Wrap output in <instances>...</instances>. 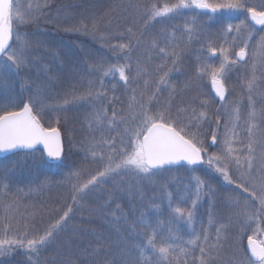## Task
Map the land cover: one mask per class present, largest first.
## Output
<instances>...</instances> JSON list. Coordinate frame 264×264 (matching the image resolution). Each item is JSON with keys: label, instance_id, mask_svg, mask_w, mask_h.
Here are the masks:
<instances>
[{"label": "trees", "instance_id": "trees-1", "mask_svg": "<svg viewBox=\"0 0 264 264\" xmlns=\"http://www.w3.org/2000/svg\"><path fill=\"white\" fill-rule=\"evenodd\" d=\"M240 1L245 7H250L257 6L260 0H250V3L248 0ZM177 2L14 0V4H19V11L26 22L23 25L14 23L12 47L18 48L20 41L26 42V63L18 70L1 65L0 85L8 86L9 95L0 97L3 104L0 114L3 110H17L30 103L46 127H58L62 131L65 151L63 161L56 164L47 162L41 149L0 157V239H31L52 230V236L38 250L12 246L0 255V264H129V261L137 260L143 264V256L137 245L144 247V233L148 229L141 226L142 219L126 205L128 194H122L123 197L117 195L118 191L131 189L134 179L124 181L123 187H119L118 180L124 177L114 179L110 175L101 179L96 186L89 185L81 193L75 191V186L86 184L103 171L101 157L111 151L109 142L119 152L121 138L125 140L124 135H127L126 130L138 126L136 122L139 116L135 114L130 101L133 93L142 96L138 81H147L148 88L143 95L152 103L150 114L154 115L152 111L156 114V109L160 108L157 102L161 103L163 108L159 112L176 119L177 123L173 126L178 130L198 123L199 127L188 126L186 130L198 133V138L203 142L212 133L204 130L203 121L193 119L197 118V111L198 114L203 111L211 115L207 124H216L217 119L219 123H230L231 117H234L232 111L222 108V105L233 96L242 100L251 95L246 88L248 84L243 83L244 74L237 68H234V76L226 80L228 94L223 101L216 98L208 81L198 76V70L206 67L207 59H216L210 48L219 52L227 45L225 43L228 42H223L226 23L245 20L247 13L244 11L235 17L233 14L227 17L226 10L212 13L191 7L168 16L150 18L152 4L162 8L165 4L171 6ZM187 18L190 22H187ZM247 25L256 30L248 17ZM188 29L192 31L189 33ZM119 45L128 47L121 50ZM228 46H232L231 42ZM161 48L165 49L163 53ZM173 51L178 53V59L171 55ZM173 59H176L174 64ZM113 65L117 68L131 66L130 71L125 70L128 77L126 83L120 79L118 71L104 75ZM141 65L149 73H142ZM165 73L166 84L160 82ZM256 88L260 97H255ZM252 95L263 120L259 103L264 98V86L261 90L258 86L252 88ZM14 104H18V107H14ZM242 107L240 122L244 130L236 136L241 150L247 140L255 136L249 124L252 110L245 105ZM114 111L115 119L112 116ZM109 120H113L111 126ZM93 152L97 153L95 157ZM216 153L217 156L220 154ZM193 168L206 169L200 171L201 180L209 182L211 187H218V201L214 200L217 207L231 203V200L233 203L244 198V195L251 196L252 189L246 183L244 186L249 188L250 194L243 193L237 187L242 180L235 177L233 170L227 169V172L235 184L225 181L215 167L207 164L160 170L150 175L149 182L146 179L148 175H142L148 186L144 184V189L148 192L162 190L163 175L167 183L174 173L184 175L188 180L187 172ZM60 170L63 175L59 178ZM210 170L213 175H210ZM72 172L78 175L76 181L71 179ZM6 182L11 184L10 188ZM16 185H21L23 190L19 195L14 193ZM239 201L242 207L248 206L245 200ZM69 208L71 212L67 219L53 230L52 226ZM233 212V217L226 221L218 211L214 217L216 223L223 227L214 223L219 232H208L207 235L209 243L220 240L228 251L231 246L226 243L231 236L241 237L236 230L233 233V229L236 227L242 232L245 223L237 212ZM261 226L260 229L264 231V221ZM245 234V238L252 236L250 230ZM156 237L157 243H164L168 238L163 235ZM147 248L150 246L144 248L146 256L150 261H156L158 253L151 255L148 252L152 249L147 251ZM193 250H190L189 258L186 255L187 259L173 260L174 256L179 255V252L174 253L169 256V264H198L202 253L200 249ZM207 250L205 258L211 253L209 248ZM235 254L231 258L233 261L237 257ZM161 264L164 262L161 261Z\"/></svg>", "mask_w": 264, "mask_h": 264}, {"label": "snow or ice", "instance_id": "snow-or-ice-1", "mask_svg": "<svg viewBox=\"0 0 264 264\" xmlns=\"http://www.w3.org/2000/svg\"><path fill=\"white\" fill-rule=\"evenodd\" d=\"M39 7V6H37ZM195 7L202 10H209L215 13L219 10H238L244 9L247 13L246 19L241 20L238 25L228 24L226 31L231 32L233 30L239 32L242 26L247 27V17L255 21L256 25L264 26V5L258 10L257 6L245 7L239 0H229L227 3L212 4L208 0H178L173 5L165 4L162 8L157 7L156 4H152L149 9L150 18L168 16L171 13H178L185 8ZM18 22L19 25H23L26 21L24 16L19 11V4H14V0H0V65L6 66L13 70H18L20 66L26 63V42L20 41L18 48H13L11 42L14 38V23ZM189 33L192 29H188ZM16 39L19 41V35H16ZM261 44L264 45V37L261 38ZM241 47L239 52L236 53L237 59H242L246 55V48ZM121 50L127 48V45H119ZM163 53L165 49L161 48ZM211 52H215L216 49L210 48ZM223 51V49H222ZM172 56L178 59V53L173 51ZM176 59H173L174 64ZM228 62V57L225 55L224 60L221 63L220 69L213 70L211 72L212 83L215 86L216 94L221 100L224 99L226 88L223 85V80L219 78V74L223 73L225 64ZM131 70L130 65L119 66L118 68L113 65L110 66L104 75L109 72L119 73L120 79L125 83L128 81V77L125 74V70ZM205 68H200L198 74L203 75ZM160 78L161 83L166 84L165 77ZM249 89L252 88V82H249ZM99 95V94H98ZM183 111V110H181ZM106 116V112H105ZM115 119V111L112 114ZM139 123L135 129L126 130L128 140L125 142L121 138V147L119 148L118 155L120 157L119 163H114L113 155L117 154V150L113 143L109 142V148L112 154L107 156V163L105 164L103 171L98 172L84 185L75 186L77 193L83 192L89 185L96 186L99 181L107 176L119 174L121 171L130 170L136 174L152 175L160 170H165L173 165H180L182 162H186L188 165L197 166L201 164H207L209 167H215V171L223 176L225 181L235 184L236 182L231 179L227 172V165L221 166L222 158L215 154H208L207 149L203 146V141L198 138V133L188 132L186 127H199V124H189L185 128H181L179 131L177 127L173 125L177 123L176 119L166 116L161 112H157L155 115L150 114V109L141 105L138 113ZM251 116H255V113H251ZM99 119V116L97 117ZM206 118V113L201 111L199 113V119ZM193 119H197L193 117ZM113 120H109L108 124L111 126ZM219 123L217 119V124ZM183 133V134H182ZM211 141L213 144L217 141V135L215 132L211 134ZM229 141L225 139V145H228ZM42 144L49 157L60 158L63 153V145L60 139L59 130L55 127L45 129L41 123L39 116L33 113L32 105L25 104L19 111L3 110L0 114V152H10L17 149H34L37 145ZM251 150V149H250ZM230 152L231 149L229 148ZM92 155L95 157L96 152ZM247 170L250 172L252 168L251 157H248ZM237 168H240L239 160L236 161ZM195 171V168H193ZM260 171L264 173V165L261 166ZM196 198L198 199L201 190L204 186V181L199 177H196ZM242 183L237 187L243 190V193H249V188L245 187V183L252 180L250 175H245L243 172L240 174ZM253 186H255L253 182ZM260 189L264 193V175L260 177ZM170 195V194H169ZM251 197L255 198L256 193L253 191ZM75 200V196L73 197ZM260 209L258 214L264 215V195L259 198ZM186 202V201H184ZM239 204V200L234 201ZM196 206V199L192 200V206L190 210H184L177 207L175 214L186 219L189 223L193 220V210ZM71 208L63 214L59 221L52 226L54 230L58 227L61 221L67 219ZM255 217L251 214H246V220L248 222H254ZM143 228L149 229L151 225L146 221H140ZM219 232V229L217 230ZM7 235L6 230L3 233ZM27 233H25V238ZM52 236V230L45 232L43 235L33 237L31 239H0V255H3L8 248L17 246L26 248L27 250L36 251L38 248L46 243L49 237ZM146 243L144 247L137 245L140 249V255L143 256V264H169L171 244L167 246H159L156 244V231L152 230L150 233H144ZM199 237L189 241L190 245H195ZM204 240H208V236L204 235ZM151 247L154 253H158L159 259L152 262L149 257L144 255V248ZM219 245H217L218 247ZM248 248L250 255L242 253L241 258L233 261V264H264V240L257 242L252 236L248 237ZM182 253L184 249L180 250ZM202 256L200 258V264H206L205 261V249H200ZM129 264H141V261H129Z\"/></svg>", "mask_w": 264, "mask_h": 264}, {"label": "rangeland", "instance_id": "rangeland-1", "mask_svg": "<svg viewBox=\"0 0 264 264\" xmlns=\"http://www.w3.org/2000/svg\"><path fill=\"white\" fill-rule=\"evenodd\" d=\"M250 3V0H248ZM209 2V1H208ZM229 0H222L221 3H227ZM241 3V1L239 0ZM209 3L212 4H218L219 0H211ZM259 9L262 5H264V0H260L256 4ZM228 14H226L227 17L231 16L233 14V17L240 15L241 13H244V9H238V10H226ZM187 22H190V19H186ZM240 22H234L228 21L226 23V26L228 24L238 25ZM226 26L223 29V35L224 39L223 42H231L232 46H228V43H225L227 45H224L222 47L223 51L214 52V56L216 59H207L206 61V67L203 75L198 74L200 78H205L206 81H208L209 86L211 88V72L213 70L220 69L221 63L224 60L225 55L228 57V62L225 64V68L223 73L219 74V78L223 80V84L226 87L227 94H228V86H226V80H230L231 76H234L235 69L237 68L240 73L244 74L243 83L248 84L249 82H252V88H255L258 86V88L261 90V88L264 86V45L261 44V38L264 37V28H257L256 30H253L249 25L247 27L242 26L240 28V31L237 32L235 30L228 32L226 31ZM174 40V39H173ZM230 40V41H228ZM233 42V43H232ZM234 44V45H233ZM245 50L247 52L245 60H239L236 57V53L240 50L241 47H245ZM230 53H233L230 54ZM3 67V65H2ZM1 68V65H0ZM237 71V70H236ZM141 72L142 73H149L144 65H141ZM237 74V73H236ZM248 85H246L247 91L249 90V93L251 94L248 99H238V97H232L230 100L224 103L222 105V108H228L229 111H232V115L234 117H231L232 120L229 123H216V124H207L210 122L211 115L206 113V118L201 120L205 124V131H210L211 133L215 132L217 135V141L214 146L211 144V136L207 138L203 142V146L207 149L208 154H217L219 152L220 156L222 158L223 166L227 165V169L233 170V174L235 177L240 178L241 172H243L245 175H250L252 180L246 183L250 186L252 189V192L255 191L256 197H245L237 200H245V204H248V206L242 207V204H236L235 202L232 203H226L224 206L217 207V202L214 200H217L218 197H216V188L211 187L209 182L204 181L205 189L201 190V194L199 198H196V177L200 176V171H205L206 169L201 168L200 169H193L189 170L187 172L188 180H186L183 176H178L176 173H174V177L169 180L167 183L165 180V176H161L162 178V190H157L154 192H148L147 189H144V184H146L144 176H140V174H136L130 170H124L121 171L119 174L112 175L114 179H121L119 187H123V182L128 181L130 182L132 179H134V182H132L131 189H126L123 191H118L117 195L119 197H123L122 194H125L128 196V200H125L127 203L126 205L130 208L132 213H135V216L142 220H146L150 225L151 228L148 229V232L150 233L152 230L156 231V236L163 235L167 236L168 238L164 241V243H157V237H156V244L157 247L163 245L167 246L168 244L172 245V248L170 249V255L172 256L174 253L179 252V255L174 256L173 260H180L182 257L184 259H187V256L189 258V253L191 251H194L193 249H210L211 253L210 256H207L205 258L206 264H233V255L235 254L237 257L235 260H238L241 258L242 253H248L246 249V243L248 240V237L245 238V231L250 230L252 232V237L257 242L264 240V231H262L261 224L264 221V217H262L260 214H258V210L260 209V203H259V197L264 195L260 189V177L264 175L260 171L261 166L264 165V118L261 119V116L258 114V107H256L257 104H255L254 97L252 95V88L249 89ZM138 89L141 91L142 96H135L134 93L132 94L131 102L134 105L133 109L135 110V114L138 115L140 111V106L143 105L147 108H152V103L149 101V99H145L143 93L148 88L147 81L145 83H141L138 81ZM255 97H260V93L258 89H254ZM4 95H9V88L7 85H0V97ZM144 97V98H143ZM227 97V95H226ZM262 102H260L259 106H261V109L263 110L264 115V98L262 97ZM11 104V103H10ZM157 104L160 106V108L156 109V112H159V109L163 108V105L159 102ZM3 104L0 102V106ZM15 105V104H14ZM242 105H245L246 107H250L252 110L251 113H255V116L250 115V122L251 128L253 132H255V136L251 137L247 140V143L244 145L243 150H241L238 146V142L236 139V136L238 133L244 128L241 126L240 117L242 116ZM263 105V106H262ZM12 107V105L10 106ZM14 107H18V104ZM2 108V107H1ZM236 110V111H235ZM152 113L155 115V112L152 111ZM197 119L199 121V114L197 111ZM246 117L245 116V125H246ZM264 117V116H263ZM234 120V121H233ZM137 124L139 123L136 122ZM208 125H211L207 127ZM126 133V132H125ZM183 134V133H182ZM125 136V142L128 140L127 135ZM225 139L229 141L228 145H225ZM105 143L107 144L108 141L105 140ZM211 147V149H209ZM231 149L229 152L228 149ZM251 149V150H250ZM112 154L111 151L107 152L101 157L102 164L105 166L107 163V156ZM7 157V156H6ZM248 157H251V163L252 168L250 172L247 170V164H248ZM64 159V158H63ZM114 163H119V155L117 154L113 155ZM239 160L241 167L237 168L236 161ZM60 168V167H58ZM209 173H212L210 175H213V171L210 170ZM134 174V175H131ZM63 175V171L60 170L59 178ZM67 176V174L65 175ZM147 176V175H145ZM78 175L74 172H72V178L74 181H76ZM147 182L150 181V175L146 177ZM164 180V181H163ZM253 182L255 186H253ZM167 183V184H166ZM216 183V182H215ZM214 183V185H216ZM8 188L11 187V184L6 182L5 183ZM172 184V185H171ZM17 186V185H16ZM21 185H18L15 188L14 193L17 195L21 194L23 192L22 188H20ZM147 186V184H146ZM148 187V186H147ZM149 198L146 199L145 196L149 195ZM170 194V195H169ZM250 194V192L248 193ZM196 199V206L193 210V220L191 223H189L186 219L182 218L181 216L175 214L174 210L179 207L184 210H190L192 206V200ZM228 200V199H225ZM186 201V202H184ZM218 201V200H217ZM246 201L248 203H246ZM216 203V204H215ZM259 207H258V205ZM232 207V211L230 210ZM235 208L238 210H235ZM237 212L239 214V217L244 219L243 225H242V232L238 228L233 229V233L235 230L237 233L241 235V237L238 239V237L235 238V236H231L230 241L226 243L228 246H231V249L225 250L224 246L222 245V242L220 240H216L213 243L209 240H204V235H208V232H217V229H215L216 218L214 217L215 214L220 211V214H222V217L225 218V220H229L233 217L234 212ZM246 214L253 215L256 219L254 222H248L246 220ZM237 218V217H235ZM239 219V218H237ZM217 224V223H216ZM222 226L221 224H217ZM223 227V226H222ZM261 228V229H260ZM225 231V230H224ZM199 237L195 245H190L189 241L196 239V237ZM209 238V237H208ZM221 237L219 236V239ZM245 238V239H244ZM217 245H219L217 247ZM151 248V247H150ZM150 248H147V251L150 250ZM152 249V248H151ZM184 249L185 251L182 253L180 250ZM191 250V251H190ZM151 255H154L155 253L153 250L151 252H148ZM144 255L146 256L147 253L144 249ZM187 255V256H186ZM159 259V256L156 258V260ZM200 264V262L198 263Z\"/></svg>", "mask_w": 264, "mask_h": 264}, {"label": "water", "instance_id": "water-1", "mask_svg": "<svg viewBox=\"0 0 264 264\" xmlns=\"http://www.w3.org/2000/svg\"><path fill=\"white\" fill-rule=\"evenodd\" d=\"M250 20H251V18H250ZM251 22H252L254 25H256V24H255V21L251 20ZM256 26L259 27V28L263 27V26H261V25H256ZM13 39H14V38H13ZM12 42H13V41H12ZM12 42H11V44H12ZM246 55H247V52H246ZM246 55H245L242 59H239V60H241V61H242V60H245ZM223 85H224V84H223ZM211 87H212V90H213L214 94L217 96V98H218L219 100H221L220 97L216 94L215 86L213 85L212 81H211ZM224 87H225V85H224ZM225 88H226V87H225ZM226 94H227V91H226V93H225V97H226ZM225 97H224V99H225ZM224 99H223V100H224ZM26 104H29V103H26ZM22 108H23V107H22ZM22 108H21V109H22ZM21 109H19V110H21ZM19 110H17V111H19ZM33 113L36 115V113L34 112V110H33ZM40 123H41V125H42L45 129H47V127H45V125L42 123L41 120H40ZM57 129L59 130L60 139H61V142H62V145H63L62 132H61V130H60L59 128H57ZM211 144H212V145H215V144L212 143V141H211ZM38 148H40V149L43 150L46 160H47L48 162H50V163H59V162H61L62 159H63V156H64V145H63V153H62L61 157H60V158H53V157H49V156L47 155V152H46V150L44 149V146H43L42 144L37 145L34 149H17V150H13V151H10V152H0V157H6V156H8V155H10V154H13V153H16V152H20V151H33V150L38 149ZM182 165H188V164H187L186 162H182L180 165H173V166H182ZM173 166H170V167H173ZM191 166H192V165H191ZM246 247H247V250H248V252H249V254H250V250H249V248H248V240H247V243H246Z\"/></svg>", "mask_w": 264, "mask_h": 264}]
</instances>
